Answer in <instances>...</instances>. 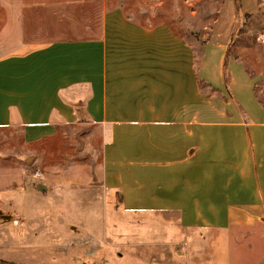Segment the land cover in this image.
<instances>
[{
	"label": "crops",
	"instance_id": "1",
	"mask_svg": "<svg viewBox=\"0 0 264 264\" xmlns=\"http://www.w3.org/2000/svg\"><path fill=\"white\" fill-rule=\"evenodd\" d=\"M43 1L28 0L38 6L29 21L45 20ZM241 3L250 11L256 2ZM227 9L200 66L220 96L199 93L185 40L163 28L137 29L105 10L96 36L50 39L0 56V128L20 126L32 141L62 124L76 129L84 115L100 127L102 184L125 210L175 213L184 230L230 236L214 238L230 250L236 223L264 217V103L254 77L227 59ZM123 22L131 29L122 30ZM191 92L216 107L191 109ZM226 264H238L231 250Z\"/></svg>",
	"mask_w": 264,
	"mask_h": 264
},
{
	"label": "rangeland",
	"instance_id": "2",
	"mask_svg": "<svg viewBox=\"0 0 264 264\" xmlns=\"http://www.w3.org/2000/svg\"><path fill=\"white\" fill-rule=\"evenodd\" d=\"M244 1L249 0H46L39 6L45 20L29 21L37 5L0 0V56L50 39L96 36L103 13L114 9L137 29L163 28L185 40L197 82V74L203 79L204 47L231 5L227 59L258 73L254 79L264 98V0H253L250 11L242 9ZM120 28L131 29L126 23ZM30 32L38 34L30 37ZM203 80L202 91L197 82L201 95L220 96ZM206 107L216 106L190 93L191 109ZM79 121L76 129L62 124L57 133L32 141L20 126L0 128V264H214L215 258L226 264L230 250L238 264L253 258L264 263L259 254L264 217L243 225L235 218V245L229 250L214 238L230 236L184 230L175 213L125 210L120 197L102 184L100 127L84 115Z\"/></svg>",
	"mask_w": 264,
	"mask_h": 264
},
{
	"label": "trees",
	"instance_id": "3",
	"mask_svg": "<svg viewBox=\"0 0 264 264\" xmlns=\"http://www.w3.org/2000/svg\"><path fill=\"white\" fill-rule=\"evenodd\" d=\"M228 46V45H227ZM195 63L197 64L198 63V60H195ZM245 70H246V73L249 75V76H256L257 74H255V73H251L248 69H247V67H245ZM262 75H264V72L262 73ZM197 82H198V86H199V89L202 91V89L204 88L203 87V84H206L207 85V83L203 80V79H201L199 76H198V74H197ZM257 83H255V85H254V92H255V95H256V97H257V99L261 102V103H264V98H262L261 97V92H260V90H259V88H257ZM204 93V92H203Z\"/></svg>",
	"mask_w": 264,
	"mask_h": 264
}]
</instances>
